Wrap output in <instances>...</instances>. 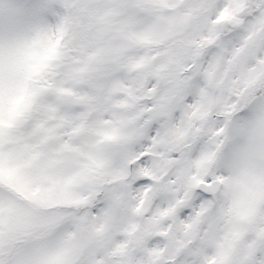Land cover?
Segmentation results:
<instances>
[{"label": "clouds", "instance_id": "1", "mask_svg": "<svg viewBox=\"0 0 264 264\" xmlns=\"http://www.w3.org/2000/svg\"><path fill=\"white\" fill-rule=\"evenodd\" d=\"M21 2L0 0V127L44 122L20 197L32 231L23 246L40 260L66 250V264L93 250L109 264H264V2L168 0L151 42L131 51L115 24L85 32L75 0L59 3L50 39L33 46L34 26L10 24ZM65 142L75 151H59ZM114 190L121 206L105 223ZM74 199L88 205L64 206ZM59 216L91 227H35Z\"/></svg>", "mask_w": 264, "mask_h": 264}, {"label": "snow or ice", "instance_id": "2", "mask_svg": "<svg viewBox=\"0 0 264 264\" xmlns=\"http://www.w3.org/2000/svg\"><path fill=\"white\" fill-rule=\"evenodd\" d=\"M79 4L80 17L84 20L83 28L88 32L96 20L105 22L106 30L113 28L114 24L118 27L117 31L129 42L128 50L131 51L135 46L150 43L149 33L153 27L152 20L158 11V7H166L168 0H75ZM264 2V0H262ZM59 3H63L65 8L70 7V0H22L16 7L10 9V24H23L34 26L36 35L32 40L33 46L43 45L49 40L50 28L44 27L48 19L55 15L59 8ZM70 23V17H64L63 23L58 26L63 32L65 25ZM86 47V45H82ZM55 52V47L51 48ZM140 62L131 64L129 67H138ZM80 72L87 71V66L80 68ZM56 93H63V88H53ZM84 98L77 97L79 103ZM50 112H55L56 108L49 104ZM85 113H72L73 118L83 117ZM61 120L65 117H61ZM44 122L36 120L24 124L22 116L13 121L7 128L0 127V264H66L64 256L66 250L55 252L45 260L38 259L42 255L37 250H29L23 245L26 237L32 234L30 227H22L25 211L20 207V197L31 182V170L40 164L43 153L39 150V145L33 142L35 135ZM61 127V125H57ZM51 132L52 129H47ZM105 139H113L116 130L111 134L101 133ZM49 137L41 139V143L47 141ZM59 151H75L71 144L65 142L60 145ZM56 163L49 159L48 166ZM93 164L103 167L106 161L102 158L94 160ZM43 172V169H41ZM51 180V177L44 176ZM75 178L69 177L65 184H71ZM109 204L104 210L105 223L107 218L119 211L121 206V196L118 191L108 194ZM87 199H74L66 202L65 207L87 206ZM71 221L73 228L78 233L87 232L91 227L87 216H59L48 219L35 227H43L49 231L55 229L60 224ZM103 228V224L96 230ZM264 237V233L260 234ZM86 245H81L74 250V255H80ZM251 251V250H250ZM257 255H259L257 253ZM94 257V259H93ZM81 264H109L102 258L101 254L91 251Z\"/></svg>", "mask_w": 264, "mask_h": 264}]
</instances>
